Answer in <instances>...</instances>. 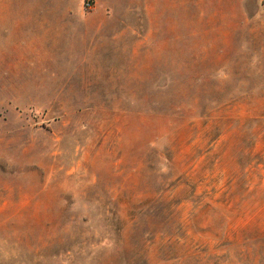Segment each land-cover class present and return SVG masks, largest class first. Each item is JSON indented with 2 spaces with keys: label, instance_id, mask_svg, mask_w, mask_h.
Segmentation results:
<instances>
[{
  "label": "rangeland",
  "instance_id": "374dc122",
  "mask_svg": "<svg viewBox=\"0 0 264 264\" xmlns=\"http://www.w3.org/2000/svg\"><path fill=\"white\" fill-rule=\"evenodd\" d=\"M0 264H264V0H0Z\"/></svg>",
  "mask_w": 264,
  "mask_h": 264
}]
</instances>
